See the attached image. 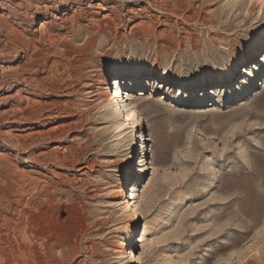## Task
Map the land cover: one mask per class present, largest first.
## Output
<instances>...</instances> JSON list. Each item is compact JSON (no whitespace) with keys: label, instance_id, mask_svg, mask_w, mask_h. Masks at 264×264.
<instances>
[{"label":"rangeland","instance_id":"obj_1","mask_svg":"<svg viewBox=\"0 0 264 264\" xmlns=\"http://www.w3.org/2000/svg\"><path fill=\"white\" fill-rule=\"evenodd\" d=\"M263 55L264 0H0V264L30 205L55 264H264Z\"/></svg>","mask_w":264,"mask_h":264},{"label":"bare ground","instance_id":"obj_2","mask_svg":"<svg viewBox=\"0 0 264 264\" xmlns=\"http://www.w3.org/2000/svg\"><path fill=\"white\" fill-rule=\"evenodd\" d=\"M156 5V4H155ZM261 9H263V5H262V3H261ZM156 10V9H155ZM56 18V17H55ZM262 62H264V55H263V57H262ZM243 68V71H244V73H245V75H247V74H249V72L250 71H248L247 70V67H245V66H243L242 67ZM137 70H139V71H141V72H143V74H145V72L146 73H150V75L151 76H159V77H162V81L164 82V83H171V81H172V78H173V71H161V70H158V69H155V68H149V67H145V68H137ZM132 71V68H125V70L122 72V73H120V75L121 76H125V78H129L130 76V72ZM233 71H228L227 72V74L225 75V77L219 82V83H221L222 84V82H223V80H225V79H229L230 80V78H232V76H233ZM224 83V82H223ZM126 84H128V86H127V88H131V83H130V81H126V82H124V85H126ZM91 86V85H90ZM121 86L122 85H119L118 87H117V89H116V93H118L117 95H115L116 97H115V100L114 99H112V96L109 94L110 93V91L108 90V87H104V89H107L106 91H105V96L104 97H102L101 98V101H102V107H103V109L104 110H107V109H110V112H109V114L112 116V117H114V118H116V117H122L123 118V121H131V128L133 129V128H135L136 127V116H137V111H136V108H135V106L134 105H131L132 103L130 102V98H131V93L130 92H127V90L123 87V88H121ZM209 89H203L202 91H199L198 93H203V92H206V91H208ZM89 92H92V91H89ZM100 92V91H99ZM93 94V93H92ZM57 105V104H56ZM73 124V123H72ZM72 126V125H71ZM84 126V125H83ZM82 125H81V123L80 122H76V123H74V125H73V127H75L76 129L78 128V129H83L82 127H83ZM72 128V127H71ZM74 128V129H75ZM66 130V129H65ZM67 130H69V129H67ZM71 140H73V139H71ZM143 140H144V138H143ZM67 151V150H66ZM76 151V150H75ZM151 153V150H149V151H145V153H144V155L148 158V156H149V154ZM56 159V158H55ZM54 159V160H55ZM68 159V157H65V156H63L62 158H57V162H60V161H62L63 160V162L65 161V160H67ZM78 160V159H77ZM89 159L87 158V160L86 161H88ZM74 161V160H73ZM56 162V163H57ZM76 163H77V161H76ZM133 165H134V162H132V160L131 161H129L128 162V164H127V168H126V172H125V180H129V178L131 177L132 178V173H133ZM68 166V165H67ZM131 187H132V194H131V198H132V202H130V200L128 199V200H121V201H119V204H127L126 205V209H127V211H128V213L130 214V216H132V218H133V220H132V225H131V231H130V237H131V239H132V242H135V239H136V237H133V231H134V228H135V226H136V223H137V217L139 216V213H140V211H139V207L137 206V198H138V194H137V191H138V189L136 188V186H134V185H130ZM135 191V192H134ZM1 193V192H0ZM8 194V193H7ZM15 194V193H14ZM123 194H124V181L123 182H121V185L119 186V187H117V192H116V196L117 197H121V196H123ZM18 195V194H17ZM3 196V195H2ZM4 197V196H3ZM7 198V197H6ZM14 198V197H13ZM188 198V196H184V198L183 199H187ZM22 199V198H21ZM179 200V199H178ZM182 200V199H181ZM175 200H173V202H174ZM115 204L117 203L116 201H113ZM130 202V203H129ZM172 202V203H173ZM178 202V201H177ZM178 203H173V205L172 206H169L167 209H166V215H165V217L163 218V219H161L159 222H162L163 220H165V222L164 223H162L161 225H159L158 226V228H161V227H164L165 226V224H166V222L168 221V219H169V216L172 214V212L175 210V206L177 205ZM35 206V205H34ZM33 205H30V206H28V208L29 209H31V208H33V210H35V212L37 213V214H40L41 213V208L40 207H34ZM9 212V211H8ZM15 212V211H14ZM35 212H33L32 214L34 215V213ZM35 213V214H36ZM32 214H31V216H30V214H25V213H21L20 214V216L21 217H23L24 219H22V220H19L18 222H16V221H13V222H15V223H12V221H11V219H7V220H5L7 223L6 224H8V222H9V224H11V226H12V224H13V226H15V227H18L19 228V230H21L20 232H22V229H23V232L30 238V240H29V242H31V240H32V244L30 243V245H31V247H29L28 245H25V244H22V243H18L17 241H19V237L17 236V243L18 244H16V242H14V244H16L17 246V248L14 246V244L12 243L13 241H12V238L14 239V236L12 237V234H11V236H9V238L10 239H8V241H9V244H8V246H7V248H8V250H6V252H4V253H7L6 255H4V256H6L5 258L8 260V262L6 263V264H11V262L13 261V260H17L18 261V256H19V254H20V257H21V255H22V257L23 258H31L32 257V259L34 260L33 262V264H55L54 263V261H56V260H58L59 258H57L55 255H54V253H53V251H52V249L50 248V245L52 246V245H54V244H56L55 242H52L50 239L48 240V238L46 239L45 237H43L42 236V232H40V229H38V219L36 220L35 219V217H36V215L35 216H33L32 217ZM17 215V214H16ZM17 217H18V215H17ZM8 220H10V221H8ZM46 224V223H45ZM1 226H3L2 224H1ZM6 227L7 226H9V225H5ZM42 226V225H41ZM4 227V226H3ZM0 228H2V227H0ZM4 229V228H3ZM14 230L16 229V228H13ZM7 230H8V228H7ZM6 230V231H7ZM10 231L12 230V229H9ZM8 230V232H10ZM13 231V230H12ZM2 232H4V231H2ZM15 232V231H14ZM18 232V231H17ZM19 232V233H20ZM1 233V232H0ZM12 233V232H11ZM8 234V233H7ZM6 234V235H7ZM14 234H16V232L14 233ZM23 234V233H22ZM1 235V234H0ZM3 235V238H4V234H2ZM19 235V234H18ZM26 235H25V237H26ZM8 236V235H7ZM16 236V235H15ZM22 236V235H21ZM2 238V236H0V241L2 240L1 239ZM7 238V237H6ZM16 238V237H15ZM28 238V239H29ZM4 240H6L7 241V239H5L4 238ZM3 240V241H4ZM15 240V239H14ZM41 240V241H40ZM39 241L42 243V247H44V249H43V251L41 250V253H42V255H40V256H38L37 254L38 253H36L35 251H34V249L32 248V245L33 246H35V242H37V244L39 243ZM20 242V241H19ZM1 243H2V241H1ZM0 243V244H1ZM4 243V242H3ZM8 243V242H7ZM3 246V245H2ZM41 246V245H40ZM65 246L66 247H68L69 245H66L65 244ZM1 247V246H0ZM49 247V248H48ZM4 248V247H3ZM3 248H1V249H3ZM16 248V249H15ZM1 251V250H0ZM2 251H4V249L2 250ZM129 252V255H130V257L132 258V260H131V264H138V259H136L135 260V256L133 255V253H132V251H128ZM17 253H19L18 255H17ZM3 255H1V256H3ZM63 255V254H62ZM65 255V254H64ZM4 256H3V258H4ZM61 256V255H60ZM67 256V255H66ZM65 256V257H66ZM21 257V258H22ZM59 257V256H58ZM2 258V259H3ZM22 258V259H23ZM63 258H64V256L62 257V259H61V257H60V261L62 260L63 261ZM20 259V258H19ZM3 260H5V259H3ZM7 260H5V262L7 261ZM59 261V260H58ZM14 262V261H13ZM15 264V263H14ZM17 264H18V262H17ZM24 264V263H23Z\"/></svg>","mask_w":264,"mask_h":264},{"label":"built area","instance_id":"obj_3","mask_svg":"<svg viewBox=\"0 0 264 264\" xmlns=\"http://www.w3.org/2000/svg\"><path fill=\"white\" fill-rule=\"evenodd\" d=\"M128 194H129V195L126 197V199H125V200H128V199H129V200H130V202H131V200H132V198H131V197H132V196H131V194H132V191H131V192H128ZM130 202H129V203H130Z\"/></svg>","mask_w":264,"mask_h":264}]
</instances>
